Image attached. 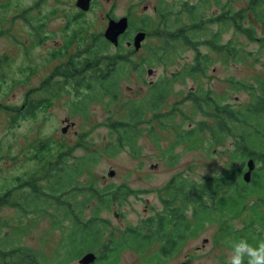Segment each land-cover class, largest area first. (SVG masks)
Wrapping results in <instances>:
<instances>
[{"label": "rangeland", "instance_id": "obj_1", "mask_svg": "<svg viewBox=\"0 0 264 264\" xmlns=\"http://www.w3.org/2000/svg\"><path fill=\"white\" fill-rule=\"evenodd\" d=\"M219 1L233 12L246 8L249 3V0H231L230 4ZM75 3L76 0H0V188L17 187L16 177L42 176L47 162L54 161L59 152L70 154L67 158L70 165L84 156L90 162L78 181L92 182L99 187L126 184L132 190L125 201L114 204L109 212H102L107 220L102 240L104 244L118 245L125 234L133 233L128 228L137 227L161 209L159 195L164 194L162 189L173 176L181 173L197 183H206L207 177L223 173L228 165H233L230 163L235 141L232 136L218 142L203 130V141L192 149L185 143L176 145L175 135L179 130L187 132L200 124L214 123L204 115L205 107L195 108V96L200 98V107L202 99L210 96L220 107L242 109L255 95L264 93V86L258 85L260 82L264 85V27L246 12L243 25L254 29L256 36L250 40L238 34L231 24L226 27L214 22L220 12L215 5L204 8V14L201 17L198 13V19L206 21L195 39L196 50L201 56H207L208 63L193 78L188 73L196 55L193 47L174 43L163 62H152L149 50L162 45L153 34L159 29L160 13L165 7L170 20H178L181 26L191 25L187 10L197 6L201 12V0H95L88 13L81 12ZM260 10L264 13V4ZM107 14L112 19L124 16L133 19L127 29L128 36L139 29L149 33L142 49L128 55L129 63L118 69L122 74L115 100L94 81L95 70L83 72L77 80L52 74L59 63L51 54L52 46L63 42L67 32L73 34L72 62L88 59L86 51L99 50L98 41L107 47L106 51L99 50V55L119 54L118 48L103 37ZM214 34L218 35L217 44L230 43L227 47L236 50L237 57L227 55L225 59L224 53L212 49L208 43ZM120 49H126L125 45ZM148 70L152 71L151 76ZM167 82L170 87L161 109L153 112L150 105H144L145 114L133 131L134 150L131 152L125 142L116 148V133L109 128V121H124L129 107L141 105L151 95L154 85ZM243 85L252 88L246 89ZM26 101L40 102L32 116L19 114ZM80 105L84 113L75 110ZM165 112L173 120L166 122L162 118L163 126H160L155 116ZM208 112L212 114L215 110ZM148 128L154 133L148 132ZM258 128L262 131L264 125L259 124ZM260 138H264V132ZM42 144L47 147L46 155L42 159L34 158L35 150ZM171 146L169 155L175 158L169 162L167 154L162 157V153ZM256 151L264 154V147ZM233 163L239 166L238 162ZM18 192L28 196L25 189ZM64 193L67 195L62 197L67 200L68 189ZM14 211L11 206L0 209V246L10 240L13 246L21 244L36 251L39 264H54L56 256L60 258L64 253L61 244H66L70 223L64 221L62 226L53 228L50 216L41 218L37 213H30L18 217ZM49 213H54V209H49ZM234 225L240 228L241 219L234 221ZM215 234V225L206 227L172 257H162V264H228L231 250L214 242ZM109 238L113 241H106ZM156 250L154 246L139 255L133 249H122L117 260L110 264H145L144 260ZM78 261L73 259L67 264H78Z\"/></svg>", "mask_w": 264, "mask_h": 264}, {"label": "trees", "instance_id": "obj_2", "mask_svg": "<svg viewBox=\"0 0 264 264\" xmlns=\"http://www.w3.org/2000/svg\"><path fill=\"white\" fill-rule=\"evenodd\" d=\"M211 4L220 9L218 15L213 19L218 24L228 27L230 24L238 34L244 35L250 40L256 39L254 29L244 27L245 13L249 12L254 20L264 27V13H261V6L264 0H249L246 8L233 12L222 5L219 0H201V12L197 6L188 8L191 25L181 26L178 20H170L169 13L165 9L160 13L161 22L158 31L153 34L161 42L159 48L151 51L150 59L152 62H163L169 57V51L174 43L182 42L187 46L193 47L196 52L192 66H189V76L193 78L199 72L205 70L208 63L206 55L201 56L197 49L198 33L203 30L205 19H198V13L202 17L204 8L207 9ZM97 37L94 38V41ZM214 34L209 46L217 52L224 53L232 58L237 57V51L232 50L230 45H218ZM99 50L106 51L105 43L98 41ZM118 47V55H99L100 51H86L88 59L82 63L72 62L71 76L77 80L78 76L89 70L94 71V81L100 84L108 97L115 100L118 96L119 78L126 63H129L128 55L135 52ZM126 52V55L122 53ZM101 57V58H99ZM100 61L104 62L102 64ZM149 61L148 65H151ZM119 65V66H118ZM118 66V67H117ZM125 69V68H124ZM263 88V83L258 84ZM169 83L154 85L151 95L144 103L129 107L124 121H109V128L116 133V148L123 146V143L134 150L135 134L140 119L145 114L146 108L150 105V110L158 112L162 104L166 101L169 91ZM243 88L249 89L243 85ZM28 97V96H27ZM90 100V97L86 98ZM26 108L19 114L32 116L40 106L39 101H26ZM195 101L194 105L203 110L204 115L214 120L212 125L200 124L197 128L189 129L187 132L179 130L175 135L176 145L185 143L189 148L198 146L203 141L201 132L206 130L211 137L221 142L224 137L230 135L235 139L233 148L230 151V163L225 172L212 177H207L206 183L185 178L181 173L173 176L163 187L160 196L161 209L153 216L143 219L137 227L127 230L133 231L132 234H125L123 240L118 244H104L102 241L103 232L107 220L102 217V212H109L114 204L122 203L128 194L132 192L126 184H107L102 187L94 183H84L78 181L85 174L89 160L84 156L75 160L74 164L67 162L70 154L59 152L54 156V161L47 162V169L42 176L30 175L29 177H16L14 180L17 187L0 188V209L3 207H13L18 217L25 214H38L39 217H51L52 227L58 228L62 222L70 223L69 232L66 236V244L63 242L61 248L64 253L54 264H67L73 259L80 258L84 253L95 252L97 257L105 263L114 262L122 249H133L137 254L143 255L150 248L156 246L155 253L150 254L144 260L145 264H162V257L172 256L185 245L189 239L198 236L206 227L215 225L216 234L214 242L222 243L231 250V241L238 238H246L254 246L258 241L264 240V154L256 149L264 147V138H260L264 130H259V124L264 125V93L255 95L251 103L242 109H230L227 105L218 106L209 96L206 99ZM77 111L83 112L81 107H75ZM215 110L210 114L208 110ZM84 113V112H83ZM162 118L172 121L173 118L168 112L159 113L155 116L157 124L163 126ZM161 128V127H160ZM174 129L176 127L174 126ZM148 132L154 130L148 128ZM263 143V145L261 144ZM124 144V145H125ZM172 146L162 153L167 154L170 162L175 157L169 155ZM115 148H112L114 152ZM63 151V150H62ZM47 147L42 144L35 150L34 158H44ZM70 153V151H69ZM253 158L257 168L253 173L250 183L242 180L241 173L243 162ZM233 162H238L239 166H234ZM44 166V165H43ZM80 186H82L80 188ZM19 189L28 191V196L18 192ZM68 189L69 195L64 200L62 195ZM78 196L81 198L78 200ZM251 198H255L251 201ZM13 202V203H11ZM49 209H54L50 214ZM86 211H89L86 216ZM241 219V227L236 228L234 221ZM11 228V227H10ZM8 239V238H7ZM9 240V239H8ZM181 247V248H182ZM106 252L108 254L106 255ZM111 254V255H110ZM59 255V254H58ZM113 256L112 258H110ZM117 260V259H116ZM0 264H39L36 251L16 244L13 246L11 241L0 246ZM225 264V263H222ZM244 264H247L245 259Z\"/></svg>", "mask_w": 264, "mask_h": 264}, {"label": "flooded vegetation", "instance_id": "obj_3", "mask_svg": "<svg viewBox=\"0 0 264 264\" xmlns=\"http://www.w3.org/2000/svg\"><path fill=\"white\" fill-rule=\"evenodd\" d=\"M231 0H226V4H230ZM95 4V0H92L91 1V4H90V8L89 10L87 11V13L91 10V8L94 6ZM229 10H232V9H229ZM128 18V17H127ZM106 19H107V22L112 19L111 18V15L107 14L106 15ZM71 20H73V16H71ZM133 20L132 18H128V27L127 29H130V21ZM108 24V23H107ZM143 28V27H142ZM127 29L125 31V33L123 35H121L119 38H118V44L115 46L111 43H109L110 45H112L115 49H117L119 46H123V44L125 45L127 51H132L133 50V37L138 33V32H144L146 34L144 40L141 42V47L135 51V52H138L140 49H142V46H143V43L144 41L146 40V38L149 36V33L147 31H145L144 29H139V30H136L134 32V34L132 36H128L127 35ZM53 36V35H52ZM128 44H130L129 46H127ZM72 48H73V34L70 33V32H67V35L64 39L63 42H60V43H56L54 46H52V50H51V54L52 56H54L56 59V61H58L59 63L57 65H55L53 71H52V74H55V76L57 77H60V78H64L66 80H68L69 78L71 80L74 79V77L71 76V72H72V61L74 60V57L73 55H71V52H72ZM61 59H63V61L61 62ZM207 65V64H206ZM51 74V75H52ZM200 74V73H199ZM50 75V76H51ZM195 98L197 100L195 101H200L198 99H200L198 96H195ZM28 104H24L21 108H22V111L26 108ZM249 159H252L255 163V160L253 158H248L247 160ZM246 160V161H247ZM245 161V163H246ZM257 168V165L255 164V168L254 170L251 172V177H250V181L252 180V177H253V173L255 171V169ZM243 169L244 171L242 170V173L241 175L247 170L246 168V165L243 166ZM242 177V176H241ZM250 181L248 183H250ZM247 183V184H248ZM104 242V240H102ZM106 241L108 242H112L113 239L109 238L107 239ZM95 253V252H94ZM96 254V253H95ZM97 256V254H96ZM113 256H111L110 258H112ZM169 257V256H168ZM172 257V256H171ZM79 260V258H78ZM116 261V259H114ZM108 261H106V263L99 259L97 257L96 261L93 263V264H107ZM77 264V263H76Z\"/></svg>", "mask_w": 264, "mask_h": 264}, {"label": "water", "instance_id": "obj_4", "mask_svg": "<svg viewBox=\"0 0 264 264\" xmlns=\"http://www.w3.org/2000/svg\"><path fill=\"white\" fill-rule=\"evenodd\" d=\"M92 0H76V7L81 12H87L90 8ZM128 27V18L127 17H121L119 19H110L108 21V24L104 30L103 37L108 42L112 43L113 45L118 44V38L119 36L123 35ZM146 34L144 32H138L133 37V47L134 50L137 51L141 47V42L144 40ZM128 44L127 46H129ZM147 74L149 76L152 75V71L148 70ZM67 130L66 128L62 129V133H65ZM247 170L242 174V180L245 183H248L250 181L251 172L255 168V163L252 159H249L245 163ZM110 176H113V172L110 173ZM207 240H205L206 242ZM97 259V256L94 252H87L83 254L78 261V264H93Z\"/></svg>", "mask_w": 264, "mask_h": 264}, {"label": "clouds", "instance_id": "obj_5", "mask_svg": "<svg viewBox=\"0 0 264 264\" xmlns=\"http://www.w3.org/2000/svg\"><path fill=\"white\" fill-rule=\"evenodd\" d=\"M264 264V240L254 246L246 238L231 241V255L228 264Z\"/></svg>", "mask_w": 264, "mask_h": 264}]
</instances>
